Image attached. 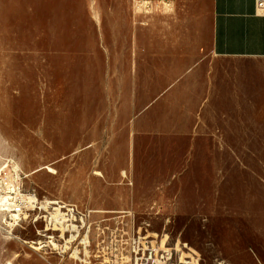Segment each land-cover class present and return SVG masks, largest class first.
<instances>
[{"label":"rangeland","instance_id":"1","mask_svg":"<svg viewBox=\"0 0 264 264\" xmlns=\"http://www.w3.org/2000/svg\"><path fill=\"white\" fill-rule=\"evenodd\" d=\"M76 1L73 15L75 0H48L37 29L0 15V161L38 200L22 221L0 214V264H264V141L194 156L137 139L121 93L127 63L105 56L106 42L120 50V14L106 18L100 0L92 22ZM41 47L43 61L13 52ZM72 205L88 244L51 216Z\"/></svg>","mask_w":264,"mask_h":264},{"label":"crops","instance_id":"2","mask_svg":"<svg viewBox=\"0 0 264 264\" xmlns=\"http://www.w3.org/2000/svg\"><path fill=\"white\" fill-rule=\"evenodd\" d=\"M85 2V17L101 20L100 0ZM48 5L0 0V15L22 13L11 27L37 29ZM72 9L81 13L76 0ZM103 12L120 14V50L106 42L105 56L127 63L121 93L130 95L127 124L137 139L184 143L178 153L194 156L224 151L225 142L264 141V16L255 0H105ZM13 52L43 61L42 47ZM203 143H214L211 152Z\"/></svg>","mask_w":264,"mask_h":264},{"label":"built area","instance_id":"3","mask_svg":"<svg viewBox=\"0 0 264 264\" xmlns=\"http://www.w3.org/2000/svg\"><path fill=\"white\" fill-rule=\"evenodd\" d=\"M255 6L257 14L264 16V0H255ZM30 196L32 194L24 189L21 171H16L12 165H2L0 167V213L5 214V220L17 222L31 215L33 204H36L38 200L36 195H33L36 201H31ZM61 209L66 212L59 210L58 213L51 215L57 222L56 224L61 227L66 226L61 229L71 233L72 241L80 238L81 234L86 231L85 242L88 244L90 226L86 229L83 219L78 220L77 206L72 205L71 208L63 206ZM61 238H64V235H61Z\"/></svg>","mask_w":264,"mask_h":264},{"label":"bare ground","instance_id":"4","mask_svg":"<svg viewBox=\"0 0 264 264\" xmlns=\"http://www.w3.org/2000/svg\"><path fill=\"white\" fill-rule=\"evenodd\" d=\"M2 165H12L13 166V168L16 170V171H20V169H19V167L16 165V164H14L13 162H9L8 164H4V161L3 160H1L0 161V167L2 166ZM33 175V174H32ZM31 198V201H36L35 200V197H30ZM49 204H51V203H49ZM0 214H3V213H0ZM71 243V242H70ZM52 244H54L53 242H52ZM55 245V244H54Z\"/></svg>","mask_w":264,"mask_h":264}]
</instances>
